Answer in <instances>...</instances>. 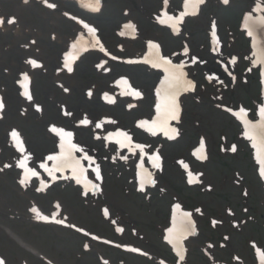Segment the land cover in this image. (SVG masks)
I'll return each instance as SVG.
<instances>
[{"label": "rangeland", "instance_id": "374dc122", "mask_svg": "<svg viewBox=\"0 0 264 264\" xmlns=\"http://www.w3.org/2000/svg\"><path fill=\"white\" fill-rule=\"evenodd\" d=\"M218 1L205 0L201 18L193 22L192 28L187 27L186 32H194L198 41L192 39L191 44L198 47L210 19L216 17L226 43L231 33L234 34L232 50L239 55L242 49L236 32L237 21L247 14L264 15V0H228L225 5ZM154 2L135 0L134 17L143 39L155 37L149 24L155 12L151 8ZM59 5L61 10H74L73 4ZM123 7L127 8L125 0H111L103 15L95 20L111 48L115 46L112 32L122 20ZM19 8L20 12L15 14L17 24L5 31L0 29V101L4 104L0 110V259L5 264H47L38 255L52 264H159L157 259L165 264H260L257 250L264 252V179L256 163V153L264 155V148L253 147V141L245 137L237 121L222 107H215L226 101L223 97V102L216 103L222 90L214 94L213 102L200 88V98L209 108L193 101L186 103L181 119L185 133L177 143H166L158 136L149 135L138 123L152 116L153 77L139 69L131 70L133 75L125 70L135 85L146 92L145 101L133 102L132 107L125 100L114 106L101 103V90L97 87L106 79L86 74L84 69L94 60L85 62L84 67L80 65L79 72L73 74L59 70V54L71 36L73 24L59 19L58 12L41 9L38 4L24 8L21 0H0V11L5 18ZM158 39L164 43L166 53L176 48L172 47L167 33ZM141 47V42L128 45L125 55H133ZM242 47L245 48L243 44ZM204 51L198 53L204 56ZM26 59L36 60L40 66L29 67ZM24 71L30 77L31 101H24L15 85ZM64 88L69 91L65 92ZM226 94L233 98L230 101L234 105L244 103L251 110L253 120L259 122V107L252 104L257 97V105L261 106L259 82L256 85L254 79L250 84L249 78V84L239 83L236 90ZM85 118L88 125L80 123ZM97 123L102 126L96 128ZM52 126L73 132L76 143L83 149L81 156L87 154L95 160L87 165L94 189L84 191L72 182L63 181L52 183L37 194L34 184L27 190L19 186L20 170L12 164L14 155L21 154L32 167L38 166L46 154L57 151L55 135L50 131ZM12 130L18 131L23 152L14 147ZM115 131L126 132L133 144H144V156L160 152V168L150 169L157 190L139 195L134 192V170L130 164L133 156L138 159L141 155L137 152L141 153L136 149L128 156L125 149L108 142L105 134ZM199 136L208 141L203 164L193 163L189 151ZM129 157L132 159L127 162ZM179 159L192 163L195 172H199L198 178L191 172L198 184H188L189 171L178 164ZM95 164L99 166L100 179L92 171ZM31 202L42 213H49L59 204V214L70 226L26 221ZM176 204L181 206L179 211L191 213L194 222L192 234L180 240L183 261L165 242L167 224L172 222L171 213ZM6 230L36 255L22 248ZM127 245L138 251H125Z\"/></svg>", "mask_w": 264, "mask_h": 264}, {"label": "snow or ice", "instance_id": "6c2138e0", "mask_svg": "<svg viewBox=\"0 0 264 264\" xmlns=\"http://www.w3.org/2000/svg\"><path fill=\"white\" fill-rule=\"evenodd\" d=\"M25 3L28 2V0H24ZM83 2V0H82ZM204 0H185L184 2V11L180 13L179 17H173L167 15V13L164 14V18L160 19L161 24H168L171 23L173 28L177 24L180 23L181 20H183L185 15L189 14V8L192 9L191 14H196V7L197 4L203 3ZM225 3L228 2V0H224ZM44 3L47 5L48 8H56L57 5L54 3H48V0H44ZM93 3L95 4V7L92 8L94 11H99V0H93ZM165 5H167L168 0H164ZM90 6V5H89ZM67 15V13H65ZM5 21L3 19H0V25H3ZM9 24L15 23L14 19H9L7 21ZM80 23H83V21H80ZM261 23H264V19L261 20ZM84 27L88 30L89 34L93 36L95 40V33L96 29L93 27H90L88 24H84ZM126 28H133L132 25H126ZM215 25H213V28ZM251 34V32H250ZM213 36L215 37V32H213ZM83 38L81 37V40ZM81 41H77L76 43L72 44L73 51L71 53H68L64 58V67L67 69L69 73L73 71L72 68V61H74L77 58V55L80 51V45ZM95 44L99 45V40H95ZM100 51H105L103 46H100ZM185 53H187V49H185ZM115 59V57H113ZM135 61H129V63H134ZM29 64H31L34 68L39 67L40 65L36 60H29ZM144 63H151V66L153 68H162L163 72L165 73L164 79L160 82V87L156 89V96L158 98V101L155 105V112L156 116L153 120L150 122L147 120H142L139 122V127L145 128L148 132H150L152 135H156L157 131L163 132L165 136H167L169 139L174 138L170 133L175 134L177 133L176 128H169V121L171 120H178L180 108L177 103L176 97L180 93L181 90H187L188 88H194L195 85L191 83V81H188L185 79L186 73L184 72V64H174L170 59L160 55L159 51V45L153 42H149L148 44V56L145 57ZM209 79H212L209 77ZM28 81L29 76L27 74H24L23 76V82L21 84L22 88L24 89L23 95L27 97L29 101L32 100V96L29 93V87H28ZM117 85L124 88V93L126 95H132L134 97H141L142 93L138 90H133L129 84V81L127 79L122 78L121 80L117 81ZM63 87V86H61ZM64 91L67 92L69 89L64 88ZM89 96L92 95L91 91L88 93ZM105 99L109 102H112V97L105 94ZM4 108V104L2 101H0V110ZM37 111H40L39 105H37ZM229 111H231L229 109ZM65 115H71L69 112H65ZM233 115L237 116L239 119L242 120L244 127H245V136L253 141V147H256V142L258 141L259 144L264 147V105H261L259 108V122L253 123L252 121L248 120L247 113L244 108H240L238 112H234ZM83 125H88L89 120L87 118L80 121ZM96 128H100L102 126L101 123H97ZM50 131L52 133H55L60 138L59 143V152L57 154H52L47 156L48 161L53 162V166L51 168L48 167L47 164H41L40 167L43 168L49 176H52L53 179H55L54 173L62 171L64 169H71L73 174L80 173V175H83L84 169L81 166V159L87 160L90 163H92V157L85 154L81 159H78L74 153L76 152H82L83 149L79 148L77 144L73 143V132L66 131L63 128H58L56 126H52ZM10 136L12 140L15 142V146L17 149L21 152L24 151V145L22 140L20 139V135L17 130H12L10 133ZM117 137V143L120 144V146L127 147L130 151H134L136 149H139L141 155L144 154L145 145L141 143L133 144L131 137L123 131H117L115 133H110L108 139H111L112 137ZM122 138V139H119ZM204 149V141L203 139L200 142V151H203ZM232 151H236V147H232ZM153 166L156 168H160V156L154 155L150 157ZM27 157L25 159L19 161V167L24 169L25 175L24 178L20 180V183L23 185L27 183L29 176H37L38 173L32 169L28 168L27 164ZM185 169H188V165L180 162ZM259 163L261 165L260 168V175L261 177H264V158H259ZM143 168V164L140 166ZM96 171V177L97 179H100V169L99 166L95 169ZM150 176V174H148ZM195 180V177L192 176V174L189 172V179L188 183H193ZM79 182V179H78ZM95 187V186H94ZM143 187V179L141 182V188ZM56 207H59V204L56 205ZM180 205L176 204L173 209V216H172V227H170L168 231V235L165 237V239L172 244L173 248L176 250V254L179 257V260H184V254L183 250L180 246V240L184 238V236L192 231V221L190 219L191 213L189 212H183L180 213ZM31 211L36 214L38 219L48 221L49 217L46 215H41L38 209L32 208ZM199 211V209H197ZM107 210H105V215H107ZM52 219L60 224L63 223L62 220H57L55 216L52 217ZM216 222L213 221V224ZM227 239V237L225 238ZM87 247V246H86ZM131 251H138V249H130ZM257 256L259 257L260 264H264V252H261L257 250ZM0 264H5V262L0 259ZM161 264H164L163 261H161Z\"/></svg>", "mask_w": 264, "mask_h": 264}, {"label": "flooded vegetation", "instance_id": "af4514ba", "mask_svg": "<svg viewBox=\"0 0 264 264\" xmlns=\"http://www.w3.org/2000/svg\"><path fill=\"white\" fill-rule=\"evenodd\" d=\"M194 38L192 35L186 36V37H181L179 38L177 35H174L172 38V47H176L175 49L172 50L173 56L170 60L173 63H177L178 60L184 55L187 57L189 63H188V67H190V61L193 58V43L191 44V40ZM190 46V47H189ZM180 47H184L185 49H187V53H183L180 50ZM220 69V67H218L215 63H211L209 64V66L204 70L207 74L210 75H215L217 74L218 70Z\"/></svg>", "mask_w": 264, "mask_h": 264}, {"label": "bare ground", "instance_id": "6f19581e", "mask_svg": "<svg viewBox=\"0 0 264 264\" xmlns=\"http://www.w3.org/2000/svg\"><path fill=\"white\" fill-rule=\"evenodd\" d=\"M58 211L56 210V211H54L53 213H57ZM58 214V213H57Z\"/></svg>", "mask_w": 264, "mask_h": 264}]
</instances>
